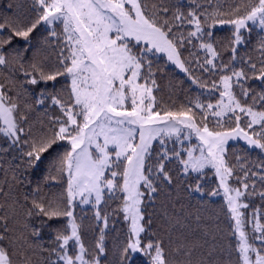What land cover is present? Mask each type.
Here are the masks:
<instances>
[{"label":"snow or ice","instance_id":"6c2138e0","mask_svg":"<svg viewBox=\"0 0 264 264\" xmlns=\"http://www.w3.org/2000/svg\"><path fill=\"white\" fill-rule=\"evenodd\" d=\"M217 25H231L229 63L215 46ZM41 26L55 39L34 43ZM257 28L259 66L238 58ZM42 46L55 52L54 68L37 59ZM182 49L191 57L187 64ZM157 54L205 89L207 102L198 95L174 107L158 104ZM0 77V153L18 152L13 158L23 166L7 191L0 182V264H34L37 255L35 264H105L109 222L117 215L127 225L119 264H264V212L250 207L253 197L264 202V162L257 170L238 156V175L228 160L229 141L264 153V0H176L172 7L167 0H30L28 14L0 16ZM48 82L51 90L36 100L48 119L37 121L23 99L26 85ZM45 162L55 173L45 179L63 180V191L47 202L32 199L26 216L46 217L39 223L49 227L65 218L54 247L8 223L15 183ZM210 173L219 182L208 195L222 190L226 201L227 245L213 222L202 224L191 211L177 214L171 203L169 190L177 185L203 194ZM250 176L259 177L261 189ZM111 202L116 207L108 212ZM84 205L97 222L92 250L75 215ZM30 235L39 237L40 229Z\"/></svg>","mask_w":264,"mask_h":264},{"label":"trees","instance_id":"16d2710c","mask_svg":"<svg viewBox=\"0 0 264 264\" xmlns=\"http://www.w3.org/2000/svg\"><path fill=\"white\" fill-rule=\"evenodd\" d=\"M175 2L176 0H167V6L172 7ZM229 2L237 3L239 0H229ZM9 5H12L13 7L10 8ZM29 5L30 0H0V16L11 15L14 12L28 14ZM189 6L191 5L182 6V10L185 11V14L187 13ZM212 31L217 50L220 52L224 62L229 63V56L231 55V52L228 45L232 36L231 26L217 25L214 29H212ZM33 36L36 37V41L34 43H39V41L44 39L45 36H47L48 39H55L54 37L48 36L43 26L38 28L37 31L33 33ZM259 38V30L254 29L251 33V39L248 41L247 48L238 49V58L251 57L252 61L256 62L259 66V52L257 50ZM181 51L183 53L182 58L185 59L187 64V62L191 60V57L187 51L183 49ZM37 59L42 60L48 67H55L56 54L52 51L50 46H42L40 51L37 53ZM153 67L157 75V84L159 85V88L154 92L157 97L158 104H162L165 107H174L180 104H186L190 99H195L198 95L201 100L207 102L205 99V97H207L206 90L193 84L188 75L171 65L165 56L157 54L153 57ZM194 75L198 79L204 78L198 70L194 73ZM2 79L3 77H0V80ZM59 79L63 80V77ZM51 83L52 82H48V85H45L44 83H40L38 85H26L30 91L26 97H23V99L33 105L34 110L31 115L35 117L37 121L46 122L48 119L43 111L44 105L36 104V100L39 99L40 91L44 90L46 87H48L49 91L51 90ZM250 83L256 85L258 82L253 80ZM257 91H259V87H257ZM200 93H204V95H200ZM208 99H211L212 102L215 103V96L208 97ZM48 113H52L51 107H49ZM244 122V119H242L241 124L243 125ZM0 143H2V141H0ZM18 155V152L0 153V166H2L0 167V182L6 181V183L3 184L6 191L9 184L12 183V175L14 173L19 175L23 170L22 165L17 167V165H20V161L13 158ZM238 156L241 161L247 162V166L249 168L256 167L257 170L258 165L264 162V153L260 150L249 149L247 145L241 142L230 143L228 144V160L231 165L235 166V171L238 175L240 174L239 166L237 165ZM5 172L7 173V176H5ZM50 172L51 169L49 167V162L38 165L36 168L23 171V175L20 176V181L16 182L15 186L12 188V198L16 200L17 203L15 205V216L8 220L9 226L13 228L17 234L23 233L26 239L36 240L39 244L45 247H54L52 244V238L54 237L55 229L57 227H64L65 218L48 221L47 225H50L51 227L42 226L39 221L41 219L47 220L46 217L42 218L33 216L29 219L26 216V212L31 206L32 199H42L44 202H47L49 199H54L62 193L63 180L53 181L50 178L45 179V177H50ZM51 174L55 175L54 172H51ZM249 180L255 181L256 188L261 189L262 186L258 176H250ZM218 182V178L214 177L210 173L209 177L206 179L207 187L205 188L203 194L189 195L183 191V188L180 185H177L174 189H170L169 191L172 196L171 203L175 206L177 214L191 211L193 216L199 215L202 218V224L213 222V231L222 230V242L227 245L231 240V235L228 228V220L225 214L226 201L221 197L208 195L209 190L214 189ZM230 183H235V181H230ZM156 203L167 204L168 202L157 201ZM181 204L183 205V208L180 207ZM251 206H255L260 209L261 212H264V202H261L259 196L252 198L250 207ZM101 207L103 208L104 206L101 205ZM115 207L116 204L111 202L107 211L111 212ZM157 211H159V209H157ZM245 211L247 213L248 210ZM75 215L77 216L78 222L82 224L81 231L84 243L89 250H92L98 233L97 222L94 219L93 210L91 207H77ZM154 219L155 222L152 227L156 229L158 228L160 221L158 218ZM260 222L264 224V219H261ZM109 224L110 227L105 241L108 249L105 264H119L118 249L120 247V242L125 239L127 225L118 215L110 219ZM216 224H219V229H216ZM26 225H28V227H26ZM192 225L193 229H195L196 221L194 219L192 221ZM33 227L40 229L39 237L30 235ZM33 260L35 264V261L39 260V256H34Z\"/></svg>","mask_w":264,"mask_h":264},{"label":"rangeland","instance_id":"374dc122","mask_svg":"<svg viewBox=\"0 0 264 264\" xmlns=\"http://www.w3.org/2000/svg\"><path fill=\"white\" fill-rule=\"evenodd\" d=\"M229 26H231V25H229ZM258 29V28H257ZM259 30V29H258ZM160 55H163V54H160ZM164 56V55H163ZM166 57V56H165ZM170 64L171 65H173L171 62H170ZM173 66H175V65H173ZM176 67V66H175ZM177 68V67H176ZM179 69V68H178ZM236 142H241V143H243V144H245L243 141H229V143L228 144H230V143H236ZM246 145V144H245ZM218 197H221V198H223V194H222V190H221V193H220V195H217ZM224 199V198H223ZM87 207H91L90 205H84V206H81V208H87ZM249 227L251 228V224H249Z\"/></svg>","mask_w":264,"mask_h":264}]
</instances>
